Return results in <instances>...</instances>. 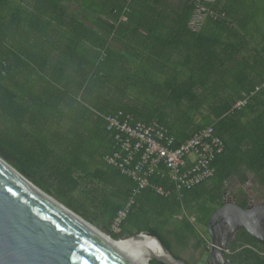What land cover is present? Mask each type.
I'll list each match as a JSON object with an SVG mask.
<instances>
[{"label": "trees", "instance_id": "obj_1", "mask_svg": "<svg viewBox=\"0 0 264 264\" xmlns=\"http://www.w3.org/2000/svg\"><path fill=\"white\" fill-rule=\"evenodd\" d=\"M249 1L0 0V156L116 240L158 236L195 264L228 181L264 186V0ZM200 4L212 12L195 29ZM120 112L177 146L214 126L226 150L181 198L144 191L116 233L138 186L106 160L104 116ZM231 260L264 264V245L241 231Z\"/></svg>", "mask_w": 264, "mask_h": 264}, {"label": "water", "instance_id": "obj_2", "mask_svg": "<svg viewBox=\"0 0 264 264\" xmlns=\"http://www.w3.org/2000/svg\"><path fill=\"white\" fill-rule=\"evenodd\" d=\"M244 230L264 243V204L244 208L227 202L219 208L209 222L210 264L232 262L228 252ZM144 237L156 240L164 251L156 255L143 249L149 261L188 264L158 236L142 233L128 240ZM123 241L47 193L0 156V264H141L115 243Z\"/></svg>", "mask_w": 264, "mask_h": 264}, {"label": "built area", "instance_id": "obj_3", "mask_svg": "<svg viewBox=\"0 0 264 264\" xmlns=\"http://www.w3.org/2000/svg\"><path fill=\"white\" fill-rule=\"evenodd\" d=\"M211 12L200 4L193 27L199 28ZM263 89L264 84L258 87V91ZM247 103L248 100L240 101L236 107L242 108ZM104 118L115 141L113 152L106 158L108 164L138 183L114 221L116 233L123 231L124 223L137 205V198L144 191L152 189L164 197L177 194L181 198L185 191L215 176L214 163L226 150L225 141L216 134L214 126L196 132L177 146L176 138L158 122H135L131 115L123 112ZM156 178L166 180L168 186L154 183Z\"/></svg>", "mask_w": 264, "mask_h": 264}, {"label": "flooded vegetation", "instance_id": "obj_4", "mask_svg": "<svg viewBox=\"0 0 264 264\" xmlns=\"http://www.w3.org/2000/svg\"><path fill=\"white\" fill-rule=\"evenodd\" d=\"M248 182L245 185H243L242 183H240L238 181H235L234 183L232 181H228V183L226 184L224 191H223V200L221 201L220 208L227 202H234V203L242 206V203H244V202H242V200L245 199V197H241L242 190H244L245 193H247V195H246L247 199L245 200L247 202V206L249 204H256V205L264 204V186H262L258 183L257 187L253 188V187L249 186ZM246 207H244V208H246ZM233 243H232V245H233ZM261 244L264 245V243H262V242H261ZM209 245L211 246V241H210ZM232 245H231L230 251L228 252V258L229 259H231ZM207 246H206V255L204 256V258H202V260L199 261L198 264H210L211 252L208 250ZM227 264H233V263L230 262Z\"/></svg>", "mask_w": 264, "mask_h": 264}, {"label": "bare ground", "instance_id": "obj_5", "mask_svg": "<svg viewBox=\"0 0 264 264\" xmlns=\"http://www.w3.org/2000/svg\"><path fill=\"white\" fill-rule=\"evenodd\" d=\"M53 202L56 203L55 201ZM107 238L112 240L109 237ZM115 243L129 252L131 255H133L141 264H151V261H149L148 257L143 254V249L152 254L164 255V251L161 245L156 240L149 237H144L139 240H133L131 242L123 241Z\"/></svg>", "mask_w": 264, "mask_h": 264}, {"label": "rangeland", "instance_id": "obj_6", "mask_svg": "<svg viewBox=\"0 0 264 264\" xmlns=\"http://www.w3.org/2000/svg\"><path fill=\"white\" fill-rule=\"evenodd\" d=\"M232 182L234 183L235 180H233ZM248 184H249V186H251V187H253V188H256L257 185H258V183H257L256 181H254V180H250V181L248 182ZM200 260H202V259H200ZM200 260H196L195 264H198Z\"/></svg>", "mask_w": 264, "mask_h": 264}, {"label": "crops", "instance_id": "obj_7", "mask_svg": "<svg viewBox=\"0 0 264 264\" xmlns=\"http://www.w3.org/2000/svg\"><path fill=\"white\" fill-rule=\"evenodd\" d=\"M211 2H215L216 0H210ZM252 2V0L251 1H249V3H251Z\"/></svg>", "mask_w": 264, "mask_h": 264}]
</instances>
